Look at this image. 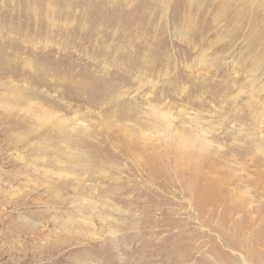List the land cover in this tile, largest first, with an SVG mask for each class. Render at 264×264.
<instances>
[{
	"label": "rangeland",
	"instance_id": "374dc122",
	"mask_svg": "<svg viewBox=\"0 0 264 264\" xmlns=\"http://www.w3.org/2000/svg\"><path fill=\"white\" fill-rule=\"evenodd\" d=\"M0 264H264V0H0Z\"/></svg>",
	"mask_w": 264,
	"mask_h": 264
}]
</instances>
